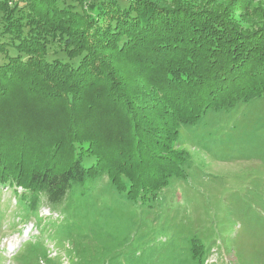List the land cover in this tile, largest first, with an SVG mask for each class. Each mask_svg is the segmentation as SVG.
<instances>
[{"label": "trees", "instance_id": "16d2710c", "mask_svg": "<svg viewBox=\"0 0 264 264\" xmlns=\"http://www.w3.org/2000/svg\"><path fill=\"white\" fill-rule=\"evenodd\" d=\"M65 1L0 0V229L9 190L10 228L33 220L37 233L12 258L36 245L46 259L54 242L69 264H203L216 242L168 216L142 239L140 216L163 213V191L194 173L179 136L208 114L226 116L211 151L256 150L264 165V13L257 0ZM226 205L238 228L220 247L264 264V174Z\"/></svg>", "mask_w": 264, "mask_h": 264}, {"label": "rangeland", "instance_id": "374dc122", "mask_svg": "<svg viewBox=\"0 0 264 264\" xmlns=\"http://www.w3.org/2000/svg\"><path fill=\"white\" fill-rule=\"evenodd\" d=\"M163 1L168 4L180 0ZM228 1L182 0L184 3H193L196 6L208 2L209 8H215L217 3H227ZM67 2L68 0L58 5L61 7ZM119 2L122 5L126 4V0H119ZM254 6L264 13V0L255 1ZM52 57L53 55L50 53L48 58ZM221 127H226V116L208 114L197 129H181L179 145L190 153L195 166L192 172L195 171L189 180L170 185L163 191L164 205L161 209L163 213L161 211L154 212L149 216L143 213L139 223V235L142 236V239L147 238L146 240L160 236L158 228L165 223V216H168L170 220L167 223L172 224L175 231L182 228L186 235H200L206 244L212 241L216 242L217 247L211 249L210 255L203 264H236L234 251L222 249L218 237L219 234L225 233L223 241L227 242L230 240L231 234L235 233V228H238L237 224L234 225L235 228H232L231 225H225L228 212L226 201L231 194L242 193L249 178L261 177L264 174V165L257 159L256 150H241L237 159L229 161H227L229 154L224 149L216 148L211 151L208 134ZM97 193L104 201H109L104 186L97 189ZM11 196L9 190L3 191L4 199L1 201V212L4 219L0 229V264H25L28 262L25 258L29 255V264H69L68 255L65 251L68 249L67 244L62 248H56L54 242L46 244V259L38 257L36 261L33 260L34 251L39 250L36 245L26 246L24 255L12 258L16 255L19 246L28 239V236L37 233L33 220L23 223L20 227L23 229L22 233L10 228L11 222H18L19 217H21L19 208L15 206L12 199L10 206L5 204V198H11ZM57 214L60 213L57 212ZM136 215L138 216V212ZM41 219L46 220L43 217ZM55 221L59 223L63 221L62 216ZM43 241L44 238L41 239L42 243ZM247 243L244 241V246L246 250H249V246L254 245V243L245 245Z\"/></svg>", "mask_w": 264, "mask_h": 264}, {"label": "built area", "instance_id": "2783aa9c", "mask_svg": "<svg viewBox=\"0 0 264 264\" xmlns=\"http://www.w3.org/2000/svg\"><path fill=\"white\" fill-rule=\"evenodd\" d=\"M42 214L48 215L49 212H48V210H43V211H42Z\"/></svg>", "mask_w": 264, "mask_h": 264}]
</instances>
